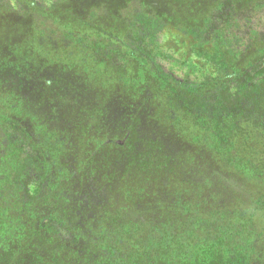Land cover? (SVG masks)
I'll return each mask as SVG.
<instances>
[{"label": "trees", "instance_id": "16d2710c", "mask_svg": "<svg viewBox=\"0 0 264 264\" xmlns=\"http://www.w3.org/2000/svg\"><path fill=\"white\" fill-rule=\"evenodd\" d=\"M220 42L218 56L224 53ZM258 43L257 60L264 56V40ZM16 47L0 46V104L11 108L0 114L6 122L22 114L17 124L26 131L27 115L11 105L20 94H12L17 81L24 89L37 87L45 96L44 116L59 120L60 108L69 107L57 99L73 86L53 76L43 92L30 76V58ZM81 61L49 70L83 73ZM243 64L198 86L148 70L124 74L123 80L108 78L105 83L125 85L131 99L141 103L131 107V121L120 136L97 134L87 119L76 131L53 132L47 140L26 131L36 156L23 160L15 142L1 138L0 264H264V71L254 82L247 73L252 61ZM231 83L234 92L228 89ZM77 107L81 118L91 117L82 103ZM141 117L174 130L191 149L190 161L177 168L178 177L175 169L154 172L187 153L173 154L160 140L139 135ZM205 157L213 163L209 196L203 201L183 197L194 184L193 169L205 167ZM26 166L35 174L36 192L21 201L16 192ZM130 178L136 181L131 184ZM146 203L149 216L142 211ZM7 211L16 213L14 219L3 216ZM143 213L145 219L139 218ZM57 228L69 238H60Z\"/></svg>", "mask_w": 264, "mask_h": 264}, {"label": "rangeland", "instance_id": "374dc122", "mask_svg": "<svg viewBox=\"0 0 264 264\" xmlns=\"http://www.w3.org/2000/svg\"><path fill=\"white\" fill-rule=\"evenodd\" d=\"M204 14L208 18L206 23ZM220 40L224 53L218 56ZM260 40H264V0L248 4L230 0H0V46L4 43L17 46L21 54L30 58V76L40 81L38 86H42L43 92V85L53 76L69 89L73 86L62 100L57 99L69 108H60L62 113L55 121L47 114L44 116L45 96H40L37 87L24 89L15 82L12 94H20L14 96L11 105L27 115L24 127L32 138L46 139L53 132L63 136L70 130L76 131L82 119L95 126L97 134L122 135L124 126L131 121V107L141 103L131 99L125 85L104 81L112 77L123 80L124 74L133 71H158L184 86H198L252 61L247 73L256 82L264 71V56L257 60L256 54ZM211 55L216 57L210 58ZM74 59L82 60L79 65L85 72L74 68L75 72L66 73L65 67L57 73L49 70ZM51 64L54 65L46 67ZM77 74L84 78L74 76ZM228 89L234 92V83ZM80 103L87 107L86 112L90 109L91 117H80V107H77ZM10 110L0 104V113ZM21 115L10 118L14 122H6L8 118L0 114V139L13 140L19 153L24 154L23 160L36 152L28 143L31 138L29 141L26 131L17 124ZM94 119H99L97 125ZM50 121H53L51 125ZM139 121V135L160 140L172 148L173 154L187 153L174 157L175 165L172 160L170 166L158 167L154 172L161 175L160 171L175 169L174 175L178 177L177 168L190 161L191 149L180 143L174 130L154 126L142 117ZM105 127L108 132H104ZM120 145L115 142L116 147ZM203 162L205 167L199 165L193 169L194 184L183 197L203 201L209 196L207 178L213 163L207 157ZM31 169L26 166L19 172L16 196L21 201L36 192L35 174ZM127 181L132 184L136 180ZM142 211L148 216L151 213L147 203L142 205ZM144 213L139 218L145 219ZM14 214L7 211L3 216L14 219ZM57 231L60 238H69L66 230L57 228Z\"/></svg>", "mask_w": 264, "mask_h": 264}]
</instances>
